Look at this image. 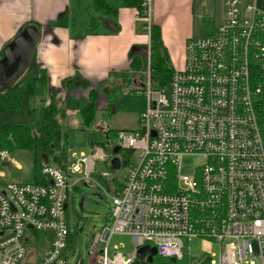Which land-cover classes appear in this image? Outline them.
Masks as SVG:
<instances>
[{
  "label": "built area",
  "instance_id": "obj_1",
  "mask_svg": "<svg viewBox=\"0 0 264 264\" xmlns=\"http://www.w3.org/2000/svg\"><path fill=\"white\" fill-rule=\"evenodd\" d=\"M142 7L149 34L151 0ZM253 64L264 69V9L258 0H225V21L187 40L184 68L167 88H154L148 73L138 127L119 131L112 145L136 162L105 192L108 223L93 236L88 264H142L143 246L155 248L154 258L184 262V241L192 239L216 244L218 253L184 264H264V84L251 85ZM185 157L205 162L182 174ZM111 159L96 149L73 154L64 170L44 164L45 185L6 182L0 170V264L24 262L27 231L51 239L36 264H69L70 174L81 176L73 185L93 181L96 166ZM3 163L20 168L7 149H0ZM115 235L129 236L134 252L114 247L109 256Z\"/></svg>",
  "mask_w": 264,
  "mask_h": 264
},
{
  "label": "crops",
  "instance_id": "obj_2",
  "mask_svg": "<svg viewBox=\"0 0 264 264\" xmlns=\"http://www.w3.org/2000/svg\"><path fill=\"white\" fill-rule=\"evenodd\" d=\"M89 5L88 0H0V62L21 30L38 26L27 67L46 72L47 94L55 90L66 112L85 104L91 89L106 92L126 77L129 84L140 80L131 59L149 46V35L138 31L135 9L119 8L115 24L101 18L89 32ZM224 21L225 0H151L150 25L159 28L174 71L184 68L187 40Z\"/></svg>",
  "mask_w": 264,
  "mask_h": 264
},
{
  "label": "rangeland",
  "instance_id": "obj_3",
  "mask_svg": "<svg viewBox=\"0 0 264 264\" xmlns=\"http://www.w3.org/2000/svg\"><path fill=\"white\" fill-rule=\"evenodd\" d=\"M200 37V35L195 38ZM145 64L149 66V54ZM149 71L146 72L147 79ZM141 80V79H140ZM132 81L131 84L122 92L116 93L111 97V112L105 111L108 98L101 89V96L97 103V113L94 122L87 128H81V120L78 114L79 109L84 105L80 104L78 110L73 108L71 111H64L66 115L62 121V129L64 133L65 147L67 158H71L73 154L92 155L94 150L101 149L110 158H113L112 144L107 136L108 129L119 131H132L138 127V116L146 108L147 98L144 92V81ZM122 84V83H121ZM120 84V85H121ZM111 88L117 87L112 83ZM110 89V88H109ZM108 89V90H109ZM107 90V91H108ZM106 91V92H107ZM48 95V94H47ZM47 95L45 99L47 101ZM22 109L0 114V126L5 124L22 125L29 123V117L26 114L27 103L30 106H38V99H30L28 102L25 93L21 94ZM45 101V102H46ZM84 102V100L82 101ZM106 106V107H105ZM113 110V112H112ZM112 140V139H111ZM102 144L105 145V149ZM120 151L118 156H122ZM31 154L27 151L14 149L10 153V161L16 162L20 167L12 165V171L2 167L0 170L4 172V180L13 183H30L32 178V163ZM127 164L122 165L119 170L111 171L110 164L99 163L96 166V174L92 175L93 181L82 182L73 185L75 180L81 178L80 175L70 174L68 190L67 210L65 211L66 221L71 233V240L68 243L67 259L69 264H74L76 260H82L84 264H88L90 256L88 255L89 246L92 243L93 236L100 228L108 223V206L110 199L105 195V192L112 194L123 181L127 166L130 163L136 162V155L126 154ZM205 161L198 157H185L181 163L182 174H192L194 168L202 165ZM81 205V207L79 206ZM26 235L31 236V242L26 245L31 252L28 253L22 264H36L37 259H40L49 249L48 243L51 239L45 242L43 234L38 237L33 236L29 231ZM188 259L184 262H171L165 260L162 264H184L198 261L203 256L204 251L218 253L216 244H208L201 239H192L189 242L184 241ZM37 246V248H36ZM125 253H133L134 246L131 238L125 235H115L109 242L108 255L110 256L114 247H119ZM38 254L33 253V251ZM162 259V258H161Z\"/></svg>",
  "mask_w": 264,
  "mask_h": 264
},
{
  "label": "trees",
  "instance_id": "obj_4",
  "mask_svg": "<svg viewBox=\"0 0 264 264\" xmlns=\"http://www.w3.org/2000/svg\"><path fill=\"white\" fill-rule=\"evenodd\" d=\"M79 1V0H78ZM89 1V32L97 29L99 19H108L115 24V19L119 8H133L140 18L138 31L146 33L147 22L143 14V0H88ZM260 8L264 9V0H258ZM207 24V23H206ZM38 29V26H33ZM23 30L19 33L21 34ZM149 46L143 54H136L131 59L130 67L139 73V79L145 82L146 72L149 71L151 84L154 88L165 89L169 86L171 76L174 72L169 61L166 50L163 46L160 30L158 27L150 25ZM149 54V66L147 60ZM3 57V53L1 54ZM47 74L44 70H39L28 65L26 71L8 89L0 91V114L22 109L21 94L25 93L28 102L30 99H38V106H30L27 103L26 114L29 123L22 125L5 124L0 126V149H7L10 153L14 149L27 151L31 154L32 178L35 185H45L46 181L41 177L40 171L43 167L44 156L47 163L64 170L67 159L64 133L62 129V119L64 117V106L56 100L55 90H51L47 101ZM130 79L126 77L122 84L111 88L105 92L108 98L105 111L111 112V97L116 93L124 91L130 84ZM264 84V69L257 64L251 67V85L256 88ZM111 85V84H110ZM101 96V89H91L87 94L86 103L79 109L78 114L81 120V128L89 127L95 120L97 113V103ZM264 101V94H262ZM46 101V102H45ZM113 112V110H112ZM111 144L116 141L119 130L108 129ZM112 139V140H111ZM105 149V145L102 144ZM127 164L126 153L121 156V167ZM71 240L69 231L68 241ZM165 260L155 257L151 264H162ZM142 264H149L144 262Z\"/></svg>",
  "mask_w": 264,
  "mask_h": 264
},
{
  "label": "water",
  "instance_id": "obj_5",
  "mask_svg": "<svg viewBox=\"0 0 264 264\" xmlns=\"http://www.w3.org/2000/svg\"><path fill=\"white\" fill-rule=\"evenodd\" d=\"M37 38V30L33 27H28L3 50V57L0 62V91L8 89L25 72ZM118 153V147H114L112 149L114 157L110 160L111 171L120 169V160L117 157ZM44 163L47 164L46 156H44ZM2 166L12 171L10 164L3 163ZM79 206L81 207V205ZM155 255V248L149 246L139 248L136 253L138 259H143L147 256L146 261L149 264L153 262Z\"/></svg>",
  "mask_w": 264,
  "mask_h": 264
}]
</instances>
